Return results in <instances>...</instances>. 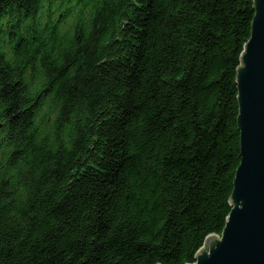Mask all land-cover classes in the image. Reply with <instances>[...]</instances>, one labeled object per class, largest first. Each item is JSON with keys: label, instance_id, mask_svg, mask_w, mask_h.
<instances>
[{"label": "trees", "instance_id": "1", "mask_svg": "<svg viewBox=\"0 0 264 264\" xmlns=\"http://www.w3.org/2000/svg\"><path fill=\"white\" fill-rule=\"evenodd\" d=\"M254 0H0V264H194L233 209Z\"/></svg>", "mask_w": 264, "mask_h": 264}, {"label": "water", "instance_id": "2", "mask_svg": "<svg viewBox=\"0 0 264 264\" xmlns=\"http://www.w3.org/2000/svg\"><path fill=\"white\" fill-rule=\"evenodd\" d=\"M251 37L237 72L241 162L219 236H209L194 264H264V0H254Z\"/></svg>", "mask_w": 264, "mask_h": 264}]
</instances>
